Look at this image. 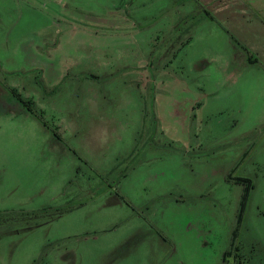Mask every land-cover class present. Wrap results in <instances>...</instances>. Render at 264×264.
I'll return each instance as SVG.
<instances>
[{
  "label": "rangeland",
  "instance_id": "rangeland-1",
  "mask_svg": "<svg viewBox=\"0 0 264 264\" xmlns=\"http://www.w3.org/2000/svg\"><path fill=\"white\" fill-rule=\"evenodd\" d=\"M0 264H264V0H0Z\"/></svg>",
  "mask_w": 264,
  "mask_h": 264
},
{
  "label": "crops",
  "instance_id": "crops-1",
  "mask_svg": "<svg viewBox=\"0 0 264 264\" xmlns=\"http://www.w3.org/2000/svg\"><path fill=\"white\" fill-rule=\"evenodd\" d=\"M90 90H93L92 87L89 89H86V91H90ZM92 97H97V98L93 99ZM91 98L89 97L88 98L89 100L86 98L84 101H82L83 104L82 103L79 104L78 102H76V103H72V104H69L67 106H64L62 109L61 114H62V118L64 120L63 123H66L65 125H67V124L71 125L74 123L77 126L76 130H72V129H70V127L68 128L75 135H77L76 140L74 139L75 145H77V147H81L82 150L90 149L89 151H93L92 147L93 146L95 147V145H96V144H93V140L96 141V140L101 139L102 133L101 132L99 133L98 138H94L93 137L94 135H92L91 131L94 130L95 127H97V124L102 125L103 122L108 123L107 129L103 135L104 136L103 139H105L106 141H109V144L111 142H114L113 140H121V141L125 140L126 139V133H125L124 138H123L122 130L125 131L127 120H123L121 118V120L118 121L116 119V114L120 110H124V112L127 111V107H128L127 102L123 106L121 105V103L119 106H114V108L119 109V110L117 112H112V114L115 113L114 114L115 117L113 118L111 115V120H109V116L107 115L108 112H106L108 105H104L103 104L104 102H102L101 100H98V95H95V91L92 93ZM110 107L112 108L113 106L110 105ZM108 111H110V109ZM29 114L31 115V113H29ZM86 114H88V115L86 116ZM85 117H87V119L89 118V120H91L90 117H96L98 119V121H97V123H96V120H95V123L92 121H89V120L87 121ZM86 123H87V127L84 126ZM91 123H93V125ZM88 125H90V126H88ZM123 126H124V129H123ZM88 130L90 133L89 135H87ZM74 134H72V135H74ZM61 139H57V140H61ZM92 144H93V146H92ZM70 150H72V148L68 145L65 147V144L62 146L58 144L56 146V149H55L56 152H59V156L61 158L63 157V155L66 158H69V156H70L69 153H71ZM145 241H148V240L145 239ZM138 242H139V240H138ZM132 243H133V239H128V235H127V237L122 242V246H124L128 249V244L131 245Z\"/></svg>",
  "mask_w": 264,
  "mask_h": 264
},
{
  "label": "trees",
  "instance_id": "trees-1",
  "mask_svg": "<svg viewBox=\"0 0 264 264\" xmlns=\"http://www.w3.org/2000/svg\"><path fill=\"white\" fill-rule=\"evenodd\" d=\"M207 14V16H208V19H210V20H212V21H215L214 20V17H212L209 13H206ZM232 40L236 43V44H238V42H237V40H235L233 37H232ZM29 109H28V111L31 113V114H33L34 115V111L29 107V106H27ZM37 116V115H36ZM38 117V116H37ZM54 132V131H53ZM55 133V132H54ZM55 135H57V133H55ZM58 138V137H57ZM249 183V182H248ZM251 186V185H250ZM247 189H249V187L248 188H246V192H245V194L243 195V197H242V202H241V204H240V214H242L243 213V211H244V208H245V201H246V199H247V196H248V190ZM51 210H53L52 208H47V209H43V210H39V211H36V212H43V211H51ZM58 210V209H57ZM68 211H70V210H68V209H62L61 211H59L60 213L62 212V214L63 213H65V212H68Z\"/></svg>",
  "mask_w": 264,
  "mask_h": 264
}]
</instances>
